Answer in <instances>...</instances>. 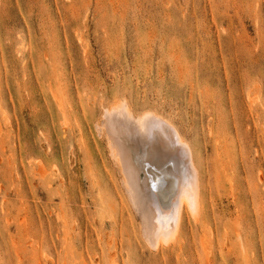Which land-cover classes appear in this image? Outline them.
I'll use <instances>...</instances> for the list:
<instances>
[{
    "label": "rangeland",
    "instance_id": "374dc122",
    "mask_svg": "<svg viewBox=\"0 0 264 264\" xmlns=\"http://www.w3.org/2000/svg\"><path fill=\"white\" fill-rule=\"evenodd\" d=\"M120 102L168 120L199 175L197 222L157 250L101 127ZM112 255L264 264V0H0V264Z\"/></svg>",
    "mask_w": 264,
    "mask_h": 264
},
{
    "label": "bare ground",
    "instance_id": "6f19581e",
    "mask_svg": "<svg viewBox=\"0 0 264 264\" xmlns=\"http://www.w3.org/2000/svg\"><path fill=\"white\" fill-rule=\"evenodd\" d=\"M122 102L104 111L101 127L109 156L123 176L125 195L140 216L142 237L149 248L157 250L162 243L173 242L184 214L197 222L199 175L189 145L168 120L152 112L134 116L127 106L120 108ZM171 158L182 165V178L176 185ZM98 219L101 227L105 219ZM201 244L205 250V242ZM110 264H116L114 255Z\"/></svg>",
    "mask_w": 264,
    "mask_h": 264
}]
</instances>
